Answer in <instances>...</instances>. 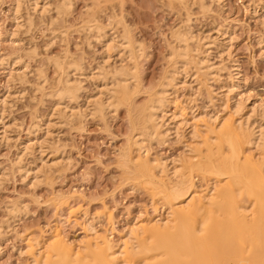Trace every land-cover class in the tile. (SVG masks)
<instances>
[{"label":"rangeland","instance_id":"1","mask_svg":"<svg viewBox=\"0 0 264 264\" xmlns=\"http://www.w3.org/2000/svg\"><path fill=\"white\" fill-rule=\"evenodd\" d=\"M16 1H20L21 6L15 14L18 18L15 19L13 8ZM36 1L39 5L34 7L31 2ZM36 1L0 0V58L9 61L8 65L0 61V98L5 100V103H0V111L7 122L5 138L0 135V264H32L31 254L38 245L35 239L38 238L36 240L41 245H51V233L54 234L57 225L61 227V233L64 232L62 235L71 243L72 248H78V245L100 234L101 237H109L111 245H115L124 237L128 227L137 226L142 221L141 224L147 227L150 221L156 222L167 217L175 202L174 199L171 201L170 193L167 192V183L172 186V182H179L177 184L183 188L181 192L188 191L191 184L197 190L217 185L220 197L226 193L223 192L226 186L230 187L231 184V187L238 189L242 185L239 179L231 181L227 175L217 176L214 172V165L219 160L217 158L221 157L220 152L224 150L221 140L212 144V154L209 150L204 151L205 145L199 143L205 140L202 132L206 131L204 125L207 124V116L222 118L229 112V109L220 106L223 92L234 94V100L250 97L256 106L264 105V0H204L209 9L201 8V0ZM216 27L224 28L222 32L226 31L227 35L221 36ZM179 29L183 33L192 30L195 35L204 38L208 35L213 38L220 36L211 45L209 58L215 69L223 63L231 67L236 85H232L229 70L220 71L221 77L218 78V75L213 74L212 78L210 75L209 88L215 99L210 101L209 88L200 84V78L194 74V65L189 59L184 67L187 70L178 74L179 77L187 76L191 88L187 85L179 88L176 100L183 104L194 97L193 105L189 103L197 117L200 113L202 116L198 117L200 120L194 119L195 123L192 115L187 119L199 127L204 126L199 129L201 137L192 136L183 125L179 126L178 137L174 131L166 137L162 136L166 139L158 135L150 137L149 129L144 125L145 107L155 97L154 92L161 88L160 84L168 71L173 72L170 58L173 48L178 44L174 33ZM11 31L14 32L13 36L10 35ZM105 34L111 44L108 48L111 57L104 63L106 50L102 41L105 38L102 37ZM112 36L116 37L113 41ZM127 36L133 47H136L133 48L134 58L124 54L123 47L119 46V41ZM204 40L206 42L207 39ZM197 44L192 42L195 47ZM199 49L203 54L206 53L203 52L205 47ZM120 65H126L125 79H128L126 83L133 94L132 99L125 102L113 97L118 105H115L116 108H109L104 113L94 112V105L90 102L95 98L103 97V100L110 101V95L117 84L110 71L120 69ZM76 66H81L82 70L78 71ZM234 66H238L236 70ZM83 71L85 74L80 73ZM104 71H107L106 74ZM65 72H69L67 77L71 82L77 80L83 86L79 97L62 99L63 104L74 109V113L68 116L58 109L54 110V103L59 99L58 91L66 87ZM91 72L95 73V77L87 78L86 75ZM231 87L235 91H229ZM176 102L169 106V112H177L175 106L179 103L175 105ZM79 109L86 112L80 115ZM249 109L247 107L245 110ZM256 113L251 114V120L260 117L257 110ZM48 116L51 118L45 125ZM231 116L233 120L239 117ZM257 121L261 122L260 119ZM180 133H184L185 137L181 139L183 136ZM138 136L145 140H142L141 147L133 145ZM190 146L196 147L198 151H191ZM256 146L250 144L245 147L246 154L254 158L244 167L247 174L264 169V150ZM225 148L224 156L230 154L229 147ZM134 156L137 160L132 159ZM158 157L169 161L174 158L180 160L178 164L185 168L175 177L170 175L172 181L163 177L166 184L162 181L158 183V180L155 182L149 175L152 170L147 171L146 165L151 166V162ZM150 158L153 159L151 162ZM209 159L215 160L207 161ZM189 167H192L191 171ZM138 172L145 173L150 179ZM226 181L231 183L226 185ZM185 182L186 186L183 185ZM242 198L247 205L255 201V197H249L246 191ZM214 206L212 211L217 209V205ZM256 206L248 212L250 222L257 221L262 214V210ZM225 211L215 214L214 231L219 235L214 232L208 239L211 253L207 257L205 254L201 256L204 259L198 253H192L194 259L190 264H205L209 261V264H217L218 257L227 260L224 264H240L239 259H243L241 263L245 264L244 258L238 253L242 245L247 243L254 246L255 264H264V236L257 232H253L254 235L237 236L233 231L236 217L232 208L227 207ZM91 223L96 228L93 233L87 229ZM26 240L30 241L29 244ZM63 253L52 264H64L62 260L66 255Z\"/></svg>","mask_w":264,"mask_h":264},{"label":"bare ground","instance_id":"2","mask_svg":"<svg viewBox=\"0 0 264 264\" xmlns=\"http://www.w3.org/2000/svg\"><path fill=\"white\" fill-rule=\"evenodd\" d=\"M64 1H66V0H63V2ZM205 3L206 2L204 0H201V8L207 7L209 9L207 4H205ZM31 4L34 7L39 5L37 3V1L31 2ZM20 6H21L20 1L19 2L16 1L14 8H13L14 9V16L19 11ZM42 8H43V5H42ZM14 18L16 19V18H18V16L16 15ZM215 29L217 31H219V33L221 32V34H222L221 36L227 35L226 31L223 30V32H222V29H224V28L220 29V28L216 27ZM13 34H14V32L10 33L11 36H13ZM174 34L176 35L175 36L176 40H177L176 44L177 43L178 44L175 45V47L173 48L174 50L172 51L171 58H170L172 61V65H173V66L171 65L173 72L169 73V71H168V73L166 74V77H164L165 80L162 81V84H160L161 88L159 90H156V92H154L155 97L154 98L152 97L153 100L150 102V104L147 103L148 106L145 107L146 108L145 112L142 110L145 113V115H144L145 116L144 117L145 118V122H144L145 124L144 125H145V128L149 129L148 131H149L150 137L158 135V137L161 136V138H164V137H166V135H169L170 132H171L170 134H172L173 131L175 132V134H177V137H178L180 125H183V127L186 128V132H187V130H189V133L192 136L201 137V135L198 133L200 132L199 129L203 125H201V127H199V125L197 123L192 124L194 122V119L198 120L199 119L198 117L202 116L200 113V115H198V117H197V114H195V110H193L194 108L192 106L193 105L192 101H193L194 97L192 99L190 98V101H189V102H191L192 105L188 102L191 106H189L188 103H185L183 101H182L183 104H180L181 102L179 103L177 101L178 99L176 100V94L178 93L177 91L179 88H181L185 85H187V87L190 86L189 88H191V83H189L190 81L189 82L187 81V78H186L187 76L181 75V77H179V75L186 69L184 67L187 65L186 63H189V59H191L192 60L191 63H193V65H194V66L192 65L194 67V70H195L194 74L197 76L198 79L200 78L199 79L201 81L200 84L205 85L204 87H206V86L208 88L211 87V84H209L210 83V81H209L210 75H212V76H210L211 78L213 77V74L216 76L218 75L217 78L221 77L219 72L220 71L222 72V70H225V69L229 70V74H230L229 77L232 79V85L233 86L236 85L235 78L232 74L231 67H229V66H227V64L223 63L221 66L219 65L220 67L218 69H215L214 63H212V61L209 58L210 52H211L209 50L211 48V45L213 43H216V41L219 39L218 37H220V36L217 35L218 36L217 38H215V37L213 38V37L208 35L209 37L208 36L205 37L208 41L206 40V42H205V40H204L205 38L203 36L202 37L204 39L201 37V35L200 36L195 35L192 30H189L186 33L185 32L183 33V31L181 29H179ZM106 35L107 34L104 35L105 37H102V38H105L104 40L101 39L104 43V47L106 50V53L103 56V62L104 63L107 62L109 60V58L111 57V54L108 51V48L111 47L110 46L111 44L109 43L110 41H108L106 39ZM198 35H199V33H198ZM115 38L116 37L113 38V36H112L111 37L112 41ZM108 39H110V38H108ZM215 39H217V40L215 41ZM225 39H227V38H225ZM193 41L198 43L197 44L198 47L197 46L195 47L192 45ZM131 42L132 41L127 36L124 38L123 41L122 40L119 41V43H120L119 46L121 48L123 47L122 51H124L123 52L124 54H127V56L130 58H134L133 56L135 55L134 54L135 50L133 48H136V47H133ZM116 43H118V42H116ZM199 47H201V48L205 47V51H203V52L204 53L206 52V53L203 54L202 51H200ZM201 50H203V49H201ZM221 52L223 53L224 51H221ZM222 53H220L221 56H223ZM0 61H1V64L3 63L5 65L6 64L8 65V63H9V61L6 59H3V57L0 58ZM12 63H14V61H12ZM104 66H105V64H104ZM107 66L108 65H106V68H107ZM125 66L123 65L120 67V69L116 68V70L112 69L110 71L112 76L117 80V84L114 87L112 94L110 95V98H109L110 101L109 100L105 101V100H103L104 99L103 97H102L103 99L98 97L97 96L98 93L96 95V97H98L97 99L92 98V99H94V101H92L90 103H92V105H94L93 106L94 112L97 111V113H104V111H106L107 109L115 107L116 101L114 100L113 97H117L118 101L120 99V100L125 101V102L130 101V99H132L131 97L133 94L131 95V92L128 90L129 89L128 82L126 83V81H128V79L127 80L125 79L127 77V69ZM78 67L75 69H78V71H81L82 70V68H80L81 66L79 68ZM237 67L238 66H236V67L234 66V70H236ZM102 68L103 67H101V70H102ZM83 72H80V73L85 74V72L84 73ZM106 72H105V74H106ZM71 73H73V72H71ZM178 73H180V74H178ZM67 75L69 76V72L66 73V77H67ZM195 75H194V78L196 77ZM96 76H97V74H96ZM86 77L87 78L95 77V73L93 74V72H91V74L86 75ZM65 79H66V82H65L66 87L64 85L65 88H63V90H61L60 92L57 90L58 91L57 95L59 96V99L56 100L54 103V110L58 109L61 111V113H64L66 116H68V115H70V113H74V109L72 110V108H70V106L68 104H63L62 101L65 100V98H70L72 100V99L79 97V91L83 86L79 82L77 83L76 82L77 80L76 81L73 80L71 82V79H69V77H67ZM224 87H226V86H224ZM106 88H104V89H106ZM233 88L231 87V89H233ZM100 89H99V93L101 92ZM231 89H229V91H231V92L235 91L234 89L233 90H231ZM208 90H209V93L211 95L210 101H212L214 99V96L212 95L213 93L211 92L210 88ZM102 93H104V92H102ZM223 93H224V95L222 94L224 96L223 102L221 101L222 103L220 106L225 108V109H229L228 110L229 112L225 116H223L224 115L223 114L222 118H218V116H216V117L213 116V118H212V116L210 114H208L210 116H207L204 113L205 116L209 117L207 120V124L204 125L206 127V131H204V133L202 132V134H203L202 138L204 136L205 140H202L200 143L199 142L198 143H199V145H202V146L205 145V148H207V149L204 148L203 150L204 151L209 150V152L211 154L214 153L212 144L213 143L215 144L217 140H218V142H219V140H221V145H224V150L226 149L225 146L229 147L230 154L224 156L223 154L225 151L223 150L222 152H220L221 157L220 156H219L220 158L216 157L217 159H219V160H217L218 162L215 163V165H214V163L211 164V166L212 165L215 166L214 172H216L217 176H218V174H220V175L225 174V176L227 175L229 180H231V181L235 178L241 180L242 185L238 189L231 187V184H230L231 182H227L228 180L226 181V185H228V183H229L230 187L226 186L227 187L226 190L228 188L229 189L227 191L223 190V192H226L229 194V195L227 194V196H229L228 198H227V196L224 197V195L226 193L224 195H221V197H220V195H218L219 193L217 194V188H218V187L216 188L217 185L215 187L206 188V190H207L206 191L203 189L202 190H197L196 188L194 189V188H192V184H191L190 185L191 187L190 188L188 187L189 188L188 191L181 192V189H183V188H181L182 186L181 187L179 186L181 184H179V185L177 184L179 182H177V183L172 182L171 183L172 186H170V184L169 185H167L168 183L166 184V181L163 178V177H166L170 181H172V179H171L172 177L170 175L175 177L177 174H179L182 171V169L185 168L184 166H181L180 164H178L180 160L178 161L174 158L173 160L169 161L167 159L166 160H164L162 158L160 159L159 157L153 160L152 158H150V162L153 160V162H151L153 164L150 166L146 162V161H148L146 159L147 158L146 157L145 158L146 160L144 162L147 165L146 164H143V165L144 166L146 165L147 171L152 170L151 172H149L151 179H154V181L158 180V183H159V181L160 182L162 181V183H165L166 184L165 187L169 190V191L167 190V192L170 193V196L172 198L171 201L173 202V199L175 200V202H173V208H171L172 210L168 211L169 213H167L168 215L165 219H163V220L160 219L161 221L156 220V222H154V221L152 222L149 220L150 222L148 224H150V225L148 226V224H147V227L145 224L146 222H144L145 226L142 225L143 221L141 222L142 224L140 223L141 225L137 223V226L128 227L125 231L124 237L121 239L120 242L116 243L115 245H111V243L108 239L109 237H105V236L101 237L100 236L101 234H100L99 236L97 235L98 237L96 236V237H93V239L91 238V240L88 239L89 241L84 242L83 245H81V246L78 245L77 246L78 248H72V246L70 245L71 243L69 244L66 241V239L64 238V236L62 235V233L64 234V232L61 233V231H60L61 227L59 226L60 227L59 228L57 225V228H55L54 234L51 233L53 235L52 236L53 237V241H52L53 243L51 242L52 243L51 245H50V243H49V245L45 244L46 246L41 245V243L37 241L38 238H36L37 240L35 239V241L38 244V245L36 244L37 247H34L32 245V243H30V246L32 248L34 247V252L31 254L33 257L32 264H52L54 259L57 258L58 255L60 256V254H62L63 252L66 255L64 257V259L62 258L63 259L62 262L64 264H188V262L190 264V261L192 262L194 259V257H192V255L194 253H198V256H200V258H203V259H204V257H201V256L206 255V257H207V255L209 253H211V251H210L211 247H210V244L208 243V239L215 232L214 231L216 228V222H215V220H216L215 216L216 215L215 214L217 213V215H219L220 213H218V212H224L225 208H227V207L232 208L233 215L236 217L235 218V220H236L235 228L233 229V231L235 234H237V236H239V235L249 236L251 233L253 234V232H257V233L261 234L262 236H264V174H262V172H263L262 170H264V169L262 168V170H261L262 172L256 170L255 171L256 173L253 172L251 174H247L246 172H244V167H246V165L249 164L254 159V158L252 159L249 155L246 154L247 153L245 150L246 145H248V146H250V144H253L255 146L257 145L262 150H264V107H263L264 105L260 104V106H256V102L253 101L250 97H247V98L246 97H241V98L239 97L240 99L234 100V94L230 95V92L228 94V92L226 93V91ZM187 99H189V98L187 97ZM187 99H184V100L187 101ZM195 100H196V98H195ZM4 101H5L4 98L3 99L0 98V103L4 102ZM176 101L179 103L178 106H175V107H177V112H173V113L169 112V110H170L169 106L174 104ZM177 102L175 105H177ZM1 104H3V103H1ZM117 106L118 105H116V107ZM247 107H248V109L249 108L250 109L246 111L245 109ZM86 109H87V107H86ZM0 110H1V105H0ZM187 110H189V112ZM244 110L246 112H244ZM256 110L258 111V114L260 113V117L256 118L255 120H251L252 116L254 115L253 113H256ZM75 111H77V110H75ZM84 111L86 112V110H83V112ZM79 112L81 115L82 109H79L78 113ZM251 114H253V115H251ZM72 115L73 114H71V116ZM189 115H192V118H193L192 123H190L191 121L190 122L188 121ZM231 115H239V117L236 120H233V116H231ZM250 116H251V118H250ZM4 118H3L2 112L0 111V135L2 136L1 138H3V137L5 138V133H6L5 125L7 122L4 120ZM50 118L51 117H49L48 119L45 120V122H44L45 125H47L49 123ZM257 119L258 120L260 119L261 122L257 121ZM180 132H181V130H180ZM184 133H185V131H184ZM184 133H182V134L180 133L183 136V137H181V139L185 137ZM138 134L140 137H142L140 133H138ZM208 134H210V135H208ZM163 135H165V136L162 137ZM139 136L137 138L134 137L135 138V140L133 142L134 146H138L142 143L143 139L142 138L140 139ZM164 139H166V138H164ZM143 141H145V140H143ZM188 146L189 145H187V147ZM139 147H141V145ZM190 147H191V149H190L191 151H196V150L198 151V149L196 147H192V146H190ZM190 150H189V152H190ZM134 151H135V148H134ZM201 152L199 155H201ZM260 152H262V151H260ZM195 153H198V152H195ZM227 153H228V151H227ZM250 153H248V154H250ZM262 153H264V152H262ZM211 154H210V156H212ZM130 157H131V155H130ZM194 157H196V156H193L192 158H194ZM127 158H129V157H127ZM134 158H135V156L132 157V159H134ZM139 158H141V157H139ZM201 158H202V156H201ZM215 159H213V160H215ZM182 160H183V158H182ZM187 160L189 161V159H187ZM202 160H204V159L202 158ZM210 160L211 159H209L207 161H210ZM213 160H211V162ZM139 161L140 160L138 159V162ZM255 161H256V159H255ZM135 162H134V164H135ZM142 162H143V160H142ZM214 162H216V161H214ZM45 164H47V163H45ZM187 165H189V164L187 163ZM190 166H192V165L190 164ZM196 166H194L193 168H195ZM202 166H203V164H202ZM208 167H209V165H208ZM191 168L189 167L190 171H191ZM198 168L201 170L200 167H198ZM194 170H196V169H194ZM138 171H139V168H138ZM140 171H142V170H140ZM157 171H159L160 174H162V173H164V174L160 175ZM192 171H193V169H192ZM197 171H198V169H197ZM138 173H141V172H138ZM145 173H146V171H145ZM145 173H143V174L145 175ZM185 174H188V173L186 172ZM217 176H216V179H218ZM146 177H149V176H146ZM150 177H149V179H150ZM143 178H144V176H143ZM177 179H176V181L179 180V179L178 180ZM180 182H181V180H180ZM186 182L183 185H185V184L187 185ZM191 183H193V182L191 181ZM220 186H221V184L219 185V188H220ZM164 191H166V189ZM244 191H246L249 194V197H250V195L255 197V201H253V203L251 202L252 205H247L244 202L243 198H242V200L240 199L242 197ZM230 194H231V196H230ZM223 197L225 199H221ZM214 205H217V209L215 211H212V209H214L213 207H215ZM256 205L258 206V208L260 210H262V214H261L259 219L257 218V221L250 222L247 218L248 212H250L252 210V208ZM229 210H230V208H229ZM225 212L228 213V211H225ZM11 213L14 214V212H11ZM15 213H16V215L15 214L14 215L17 216L16 211H15ZM92 224L93 223L88 224L89 226H87V229H89L88 231H91L93 233V231H96V228ZM220 227H221V225H220ZM231 228L232 227H230L229 231H231ZM215 233L218 234V232H215ZM242 238H244V237H242ZM255 239H256V237H255ZM24 240H25V238H24ZM31 240H34V239H31ZM233 241H235V240H233ZM244 241L246 242L245 238H244ZM27 242L29 244L30 241L26 240V243ZM28 244H27V246H29ZM240 244H242V243H240ZM260 244H261V242H260ZM32 248H30V250ZM259 248H260V245H259ZM234 250H236V249H234ZM254 251H255L254 246L252 247L251 244L247 243V244L242 245V247L240 249V253H238V255H240L244 258L245 264H255L254 259H255L256 254ZM154 253L155 254L157 253V254L153 255ZM214 254H216V252ZM261 254H263V253H261ZM133 257L135 259H133ZM58 259H60V258H58ZM208 259H210V258H208ZM199 260H201V259H199ZM216 260H217V264H224L227 261L223 257H218ZM242 260L243 259H239L240 264H242L241 263V262H243ZM59 262H61V261H59ZM209 263H210V261H209ZM209 263H205V264H209Z\"/></svg>","mask_w":264,"mask_h":264}]
</instances>
